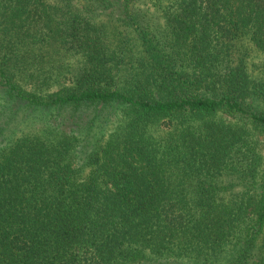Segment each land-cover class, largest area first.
<instances>
[{"label": "trees", "instance_id": "16d2710c", "mask_svg": "<svg viewBox=\"0 0 264 264\" xmlns=\"http://www.w3.org/2000/svg\"><path fill=\"white\" fill-rule=\"evenodd\" d=\"M146 6L0 0V264H264V0ZM28 107L74 124L16 134Z\"/></svg>", "mask_w": 264, "mask_h": 264}, {"label": "rangeland", "instance_id": "374dc122", "mask_svg": "<svg viewBox=\"0 0 264 264\" xmlns=\"http://www.w3.org/2000/svg\"><path fill=\"white\" fill-rule=\"evenodd\" d=\"M150 3V0H136V5L141 8H146L147 4ZM151 10H153V7L149 6ZM152 13L158 14L157 12L153 11ZM105 22L108 25V28L110 30L109 32V40L114 43L113 35L116 34V32L112 31L115 28L117 29L116 25L114 23L108 22V20L104 16H100L98 18ZM115 29V30H116ZM251 48V56L249 59V71L252 75H257L260 73L261 67V54L253 47ZM77 57L74 55H66L65 57H62L61 55V61L63 62V69L67 70L69 68H72L74 64L77 62ZM259 76V75H258ZM264 76V73H263ZM61 79V78H60ZM56 88L55 86L52 87V89ZM2 99L0 98V102ZM68 108V107H67ZM47 109L44 112L42 109L35 110L33 108H26L23 109V111H20L16 117L18 119H15V121L11 124L12 128L17 131L16 134H19L21 131L30 130L33 127H39L42 126V123L45 119L50 118V121L47 123H51L55 125L56 123L60 126L64 125H70L73 123V119L70 115H68V109ZM86 110H84V114H82V119L75 122V125L77 126V135L81 139V142L85 145V148L90 150L94 145L98 144L104 136H106L116 125L119 110L115 107H107L102 109V107H98L99 112L96 114H93L92 109L93 107H86ZM89 113V114H87ZM70 116V117H69ZM77 117V116H76ZM10 124V123H9ZM74 124V123H73ZM74 127L76 128V126Z\"/></svg>", "mask_w": 264, "mask_h": 264}]
</instances>
